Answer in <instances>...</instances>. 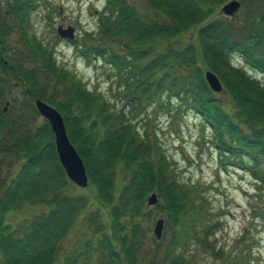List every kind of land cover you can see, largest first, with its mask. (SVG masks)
<instances>
[{"label":"trees","instance_id":"obj_1","mask_svg":"<svg viewBox=\"0 0 264 264\" xmlns=\"http://www.w3.org/2000/svg\"><path fill=\"white\" fill-rule=\"evenodd\" d=\"M34 1L13 0L17 8L21 4L29 11L35 7ZM222 1L152 0L150 11L141 14L145 18L129 0H110L109 8L122 26L128 25L123 28L132 39L134 36L144 39L142 51L156 37L162 40L172 37L169 25L157 19L163 17L161 11H164L178 24V32L191 26L199 30L201 56L205 54L216 66H223L225 61L229 63L233 53L239 52L249 64L264 72V17L243 24L224 22L221 18L201 24L207 16L210 19ZM204 4L208 5L207 10L203 8ZM19 12L17 10L11 17L17 20ZM107 23L110 25L108 18ZM108 28L105 31L110 33ZM0 33L5 37V25L3 27L1 20ZM235 34L240 36L239 40ZM28 45L30 57L27 61L42 64L39 75L33 69L24 68L23 62L19 69L17 60H9L5 51L0 52V264H192L185 261V253L179 249L186 246L187 238L191 237L200 239L205 235L204 242H209L207 236L214 223L201 228L197 224L204 211V199L208 200V197L190 182L173 176L176 172L166 155H151L150 134L146 132L142 137L131 116L140 112L138 106L144 98L153 103L161 100L163 93L175 92L185 105L192 104L212 127L221 158L251 170L257 183L264 184V116L256 122L252 113L246 114L251 106L254 107L260 93L243 83L242 74L226 70V74L236 80L235 90L229 89L234 101L233 110L211 98L212 90L198 62L197 42H189L186 46L169 45L168 49L157 52L151 47L149 53L144 52L143 57L148 56L149 60L131 74L140 95L127 98L132 103L130 116L113 110L107 98L83 91L77 81L70 80L71 75L61 81L53 58L49 61L46 52L36 50V45L30 41ZM131 53L134 57L135 53ZM190 62L193 74L186 69ZM132 66L135 69V62ZM183 68L187 71L182 72ZM19 80L28 88L30 96L34 98L40 94L51 103L53 99L47 91L52 89V80H56L54 90H59L57 98L60 101H55L54 105L63 113L70 139L84 159L90 180L101 193V197L95 195L96 199L104 207L112 203V225L107 228L106 224L97 222L96 218H101L97 213L100 211L92 210L89 214L87 210L94 236L88 241L84 253L66 256L58 262L63 240L76 225L77 214L89 207L90 200L88 195L72 191L75 184L60 163L50 123L45 120L48 132L30 134L31 119L23 106L18 116L15 110L10 116L2 110L6 91L14 89L13 81ZM60 83L69 86L59 88ZM78 93L87 97L86 103H80ZM75 104L80 110L76 118L72 114ZM11 159L18 168L14 172L1 170L4 165L11 164ZM121 164L127 166L129 179L115 201L116 169ZM153 192L165 201L159 208L162 213L165 214L163 209L167 212L168 221L175 225L166 249L163 239L150 234V228L144 222V216L150 215L151 210H147L146 197ZM42 202L47 205L44 212L33 214L17 225L7 222L8 211ZM102 226L106 229L100 231ZM83 259L87 260L82 262Z\"/></svg>","mask_w":264,"mask_h":264},{"label":"rangeland","instance_id":"obj_2","mask_svg":"<svg viewBox=\"0 0 264 264\" xmlns=\"http://www.w3.org/2000/svg\"><path fill=\"white\" fill-rule=\"evenodd\" d=\"M229 1L232 0H224L219 3L210 15V19L207 16V19L201 24L220 18L224 22L233 21L236 24H243L264 17V0H238L241 1L240 7L233 15L226 16L222 13V6ZM129 3L136 6L141 15L150 11L152 0H129ZM34 5L35 7L29 11L21 4L18 5V8L21 9H18L13 0H0V20L3 22V27L5 25L6 32L5 37L0 33L2 37L0 51H5L9 60H17L19 69L23 62L25 64L23 67L33 69L36 75L42 72L40 62L34 65L27 61L30 57L28 45V41H30L34 46L36 45V50L47 53L46 58L49 61L53 58L55 62L53 64L60 72L61 81L71 75L70 80L77 81L83 91L107 98L108 104L114 108L113 110L128 113L130 116L132 103L128 102L127 98L140 95L136 81L131 78V74L134 70L139 71L138 66L141 67L149 60L148 56L143 57L144 52H148L151 47L154 48V52H157L168 49L169 45L186 46L189 42H197L198 62L203 72L212 70L217 73L225 88V91L221 93L212 91L211 98L228 110H233L234 101L229 89L235 90L236 80L234 77L228 76L226 70H235L243 75V83L251 85L255 91L260 93L254 102V107L251 106L246 114L249 116L252 113V119L256 122L264 116V72L246 65L242 58L243 55L238 52L233 53V59L229 63L225 61L223 66H216L209 58H206L205 54L201 56V44L198 43L199 30L191 26L178 32V24L172 21L164 11H161L163 17L157 19H161L169 25V28L172 29V32H169L172 37L164 40L156 37L142 51L144 39L138 36H134L135 38L132 39L123 28L128 25L122 26L121 22H118V17L113 16L115 12L109 8L110 4L107 0H35ZM163 5L165 6L164 1ZM203 8L207 10L208 5L204 4ZM17 10H20L19 18L14 20L11 15ZM106 18L110 25L105 24ZM59 25L63 29H73V35L79 43V47L69 43L67 39L57 37ZM111 26L114 27L111 28ZM106 28L110 33L105 31ZM235 36L239 40L240 36L236 34ZM84 48L89 51L90 56L82 54L81 50ZM95 48L103 50L106 55L114 54V59L123 61L122 68L119 70L108 60L105 62L94 55ZM248 50L252 51V48H248ZM131 51L135 53L134 57L131 56ZM203 53H206L204 49ZM134 62L135 69L132 66ZM208 62L209 66H207ZM186 69L191 70L192 73L193 64L191 63ZM186 69L182 72L187 71ZM214 69L223 72L219 73ZM230 71L228 72L232 74ZM51 83L52 89L46 93L52 97V104H54L55 101H60V98H57L59 90L56 92L54 90V86L57 84L56 80H52ZM23 84L21 81V87L13 91L12 95L10 94L11 90L6 91V99L14 102V99L19 97L20 106L24 101L26 111L31 119L30 134L32 132L46 133L48 124L45 126V119L37 112V115L32 116L35 99L41 98V95L36 94L33 98L30 96L28 88H23ZM60 84L62 85H57L61 86L59 88L69 86L66 83ZM26 89L28 96H22V91L24 92ZM77 98L81 104L87 102V97L83 93H78ZM141 101L137 110L140 112L131 116L136 130L142 137L146 132L150 134L151 155L155 157L166 155L168 161L173 163V169L176 172L173 176L190 182L208 197V200L204 199L206 202L203 203L205 204L203 205L204 211L197 224L201 228L203 225L214 223L212 231L207 236L209 242H204L205 235H202L200 239L187 238V245L179 249L187 257H185V261H191L192 264H264V184L257 183L251 170L237 164H229L226 158H221L210 126L192 104L185 105L175 92H165L161 100L153 103H149L146 98ZM14 103H17V100ZM2 106L5 107L6 103ZM73 108L72 114L76 118L80 110L77 104ZM157 149L159 151H156ZM11 161L10 165H4L1 170L4 168V172L6 170V172L8 170L14 172V169L18 168V164L14 163V159ZM126 168L127 166L121 164L116 169L115 201L129 179ZM72 191L79 195H88L89 207L84 209V212L81 210L77 214L76 225L68 237L63 240L57 262L66 256L85 252L88 241L94 236L92 228L89 227L91 221L89 220L88 223L87 210L89 214L92 210L100 211L97 213L101 214V218L97 217V222L106 224L107 228L112 225L110 217L112 203L106 207L100 204L95 195L101 197V193L98 192L90 179L87 187L74 186ZM151 194L147 195V202H149ZM159 198V203L148 205L147 210L151 209L150 215L144 216V222L149 226L150 234L155 235L154 227L157 219H166L162 234L166 249L170 243L172 228L175 225H173V221H168V215L164 209L165 214L161 212L160 204H164L165 201L161 197ZM44 203L28 204L22 209L10 210L6 213V220L13 225L20 224L33 214L44 212L47 208ZM200 228L198 229L200 230ZM99 229L101 231L106 227L102 226ZM205 229L206 227H204ZM199 235H201L200 231ZM149 243L151 242L149 241ZM97 259L94 260L97 261ZM86 260L83 259L82 262ZM97 263L99 262L97 261ZM93 264L95 263L93 262Z\"/></svg>","mask_w":264,"mask_h":264},{"label":"water","instance_id":"obj_3","mask_svg":"<svg viewBox=\"0 0 264 264\" xmlns=\"http://www.w3.org/2000/svg\"><path fill=\"white\" fill-rule=\"evenodd\" d=\"M240 7V2L237 0H232L226 3L222 11L227 15H233L236 10ZM59 33L62 36L73 38V29H63L62 26L59 27ZM0 38V44H1ZM206 79L215 92L223 91V85L217 76L212 71H206ZM40 113L45 116L54 131L56 148L62 165L64 166L69 178L74 181L77 185L81 187H86L89 183V177L87 174L86 166L84 160L74 144L71 142L63 115L54 107L50 106L41 99L36 101ZM158 202V196L153 193L149 197V203L155 204ZM164 227V219H159L156 223L154 231L158 238H161L162 231Z\"/></svg>","mask_w":264,"mask_h":264}]
</instances>
